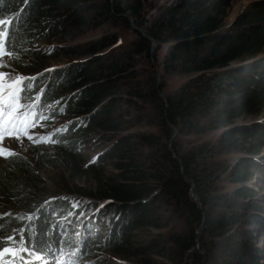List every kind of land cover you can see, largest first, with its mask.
<instances>
[{
	"label": "trees",
	"instance_id": "1",
	"mask_svg": "<svg viewBox=\"0 0 264 264\" xmlns=\"http://www.w3.org/2000/svg\"><path fill=\"white\" fill-rule=\"evenodd\" d=\"M149 1L0 0V62L26 75L12 99L31 100L27 112L34 120L43 116V125L54 116L70 118L27 156L0 159V251L9 236L18 243L7 264H32L61 250H70L74 262L106 251L137 264H264L252 229L262 225L245 203L264 128L232 127L260 113L264 58L230 65L264 52V0L228 25L231 0H173L150 17ZM87 26L100 36L72 45L68 54L81 62L45 67L54 54L37 49L36 40H72ZM116 29L133 37L122 43ZM152 42L165 46L162 73L184 79L170 92L157 83ZM137 126L155 132H128ZM91 129L109 143L98 167L84 164L77 144ZM211 133L214 139L199 141ZM231 153L241 155L233 165L219 159ZM105 158L109 176L102 175ZM38 162L50 168L46 179ZM87 177V191L68 187ZM46 182L97 202L80 211L72 196L45 200ZM153 201L168 207L164 217ZM78 215L88 226L81 220L77 236L63 237L62 221ZM92 227L99 230L94 235ZM100 227L109 228L103 240ZM137 227L165 232L134 239Z\"/></svg>",
	"mask_w": 264,
	"mask_h": 264
},
{
	"label": "rangeland",
	"instance_id": "2",
	"mask_svg": "<svg viewBox=\"0 0 264 264\" xmlns=\"http://www.w3.org/2000/svg\"><path fill=\"white\" fill-rule=\"evenodd\" d=\"M173 0H150L149 3L144 7V12L147 14V16H153L156 13V10L159 7H162ZM253 1H259V0H231L229 7L226 10V15L224 18V24L228 25L230 24L233 19L244 9L246 8L251 2ZM22 6L20 5L17 7L16 11H19ZM118 36H120V40L122 43H125L129 39L133 37L131 32L125 31V30H114ZM73 34V31H72ZM100 36V30L99 29H90L85 27L83 31H81L77 37L74 39H64L60 38L59 36L51 37V38H44L42 40H36L34 43L35 47L37 49H44L47 51H51L54 54V59L45 61V64L48 69H54L58 65L61 64H67L70 62L79 63L82 59H79L76 55L68 54L69 51L72 50V45L75 44H81L93 39H96ZM50 52V53H51ZM165 52V46H160L155 52V62L153 63V70L155 72L157 83L162 87V91L164 93L170 92L176 87H178L182 82V77L177 76H170L165 75L162 73L161 69V61L163 54ZM260 54V53H259ZM262 54V53H261ZM1 57V56H0ZM253 58V57H252ZM244 58L235 60L230 63V65H237L240 63H246L248 60H251ZM262 57L258 58L256 61H259ZM264 58V56H263ZM262 60V59H261ZM250 62L247 64L254 63ZM47 69V70H48ZM24 73H21V71H18V68L12 66V67H6L3 66L0 62V159L5 158L8 155H22L27 156L28 150L31 146L36 144L46 133L52 132L55 129L61 128L64 126L67 122L69 117L63 116H54L51 119H49L48 122H45V126L43 125V116L41 118H38L37 120H32L27 118L30 113L23 114L22 109L20 108V103H15L14 101H11L8 103H5L4 95L8 94L11 91L12 95H15L17 90H19V85L21 83V80H23ZM23 103L26 101L21 100ZM31 104V100L27 101L23 105V109L26 108V106H29ZM34 106V105H33ZM19 109V110H18ZM252 115V116H256ZM244 120L250 121V125L252 127L257 126L264 128V104L261 106L260 113L257 115V117H250L244 115ZM30 124L23 129L28 123ZM130 134L132 132H155L153 129H149L147 127H141L137 126L132 128V130L128 131ZM122 134H125L123 132ZM121 134V135H122ZM216 136L215 133L208 134L206 136H201L199 138V141H205V140H212ZM80 141L77 140V144H80V152H81V159L84 162V164L91 166V167H98L97 162L100 160V158L105 154V148L109 146V143H106V139L102 138L100 133L98 131L91 129L88 131L83 138ZM45 147H49V145H45ZM100 156H99V155ZM241 155L238 153H231L226 156L219 157L220 160H223L226 165L231 166L233 165L238 158H240ZM256 166L252 169V178L249 181V185L251 186V189L253 190V195L245 201L246 204H249L248 209H257L253 213L255 214V217L259 222H261L262 229L256 228V226L252 225L253 229V235L255 238V242L264 249V141L261 142L259 146V152L256 156H254ZM104 163L101 165L103 171L102 175L109 176L110 171L112 170V165H110L111 160L108 158L103 159ZM39 167L41 168V171H38L40 174V177L46 179V171L50 170L49 166L46 165L44 162H38ZM51 175V174H50ZM90 177H87L85 180H79L78 182H74L71 186L68 187L71 189L72 187L76 188H83L85 191H87V188L90 185L89 181ZM47 183V182H46ZM229 189H233V186H229ZM57 196L60 197H69L67 199H70L73 203L75 200H79L76 203L77 208L81 211L82 209H86V211L89 210V203H95L97 200H94L89 197L81 196V198L74 197V195L71 194H64L61 193L59 190H56L52 188L48 183L46 185V192L43 194V197L45 200H49L52 198H55ZM154 202V206L160 205L158 202ZM104 203H101V205ZM159 215L160 217H164L167 214L168 207H162L158 206ZM71 212L68 213V215ZM66 215V213L64 214ZM64 215H61V217L58 219H63L62 217ZM87 217L85 216V219L83 220L80 215L74 218H69L68 221L63 220L60 229L61 233L64 236L66 235H76V231L81 230V223L80 221L83 220V226L87 224ZM57 220V221H58ZM88 226V224H87ZM105 226V225H104ZM103 231H105L104 236L100 237V240H103L108 236L109 228L108 227H100ZM71 229L70 232H65ZM88 229V228H87ZM75 230V231H74ZM99 230L96 229L92 232H90L92 235L97 233ZM94 232V233H93ZM165 230H154L152 228L148 227H137L131 232V236L134 239L141 238L144 239L146 237H156L157 235H164ZM64 233V234H63ZM12 237V236H11ZM10 236L6 239L8 240L6 243V247H4L0 251V264H7L10 262V259H16L17 250H18V243L14 241ZM10 238V239H9ZM100 252V254L96 255H89L84 260H80L78 262H74L70 258V250H61L60 252H49L47 255L43 257L37 258L38 264H97L95 263L97 260H100V258H97V255L99 257H103L105 260L111 261L112 264H137L135 263L134 259H128L124 258L122 256H118L111 252L106 251H97ZM58 255V256H57ZM65 256V257H63ZM67 256V257H66ZM69 256V257H68Z\"/></svg>",
	"mask_w": 264,
	"mask_h": 264
},
{
	"label": "water",
	"instance_id": "3",
	"mask_svg": "<svg viewBox=\"0 0 264 264\" xmlns=\"http://www.w3.org/2000/svg\"><path fill=\"white\" fill-rule=\"evenodd\" d=\"M132 29H134V28H132ZM156 49H157V45L154 42H152L150 53H152ZM263 56H264V52L262 54L261 53L260 54H257L251 60H248L246 63L253 62V61H255L258 58L263 57ZM242 64H244V63H240V64H237V65H242ZM250 123L251 122L248 121V120H243V121H239V122L234 123L232 125V127H236V126L249 127V126H251ZM191 196L193 197V199H195L194 194L192 192H191Z\"/></svg>",
	"mask_w": 264,
	"mask_h": 264
}]
</instances>
